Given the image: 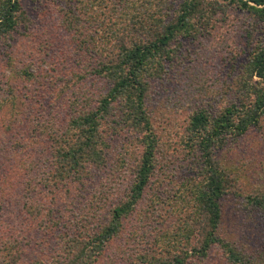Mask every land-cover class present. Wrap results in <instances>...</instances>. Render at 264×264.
Returning <instances> with one entry per match:
<instances>
[{"label": "trees", "instance_id": "trees-1", "mask_svg": "<svg viewBox=\"0 0 264 264\" xmlns=\"http://www.w3.org/2000/svg\"><path fill=\"white\" fill-rule=\"evenodd\" d=\"M49 8L50 31L63 53L72 47L79 69L57 79L18 71L23 86H36L17 151L0 147L1 212L16 207L21 219L17 229L0 217L10 227L0 229V264H21L30 249L31 264H264V237L258 247L236 246L221 233L227 199L244 198L264 217V176L237 159L253 137L264 138V0H53ZM232 14L242 22L229 50L225 39L226 49L213 41ZM27 20L22 0H0L7 49ZM206 43L220 58L213 77L204 66L214 55ZM42 80L47 105L37 95ZM173 81L184 87L187 116L183 130L164 141L147 104ZM5 85L0 107L14 106L21 97ZM184 165L190 170L174 183L171 170ZM108 166L112 179L127 171L131 179L93 189ZM148 193L145 215L129 232ZM124 235L134 244L113 254Z\"/></svg>", "mask_w": 264, "mask_h": 264}, {"label": "rangeland", "instance_id": "rangeland-1", "mask_svg": "<svg viewBox=\"0 0 264 264\" xmlns=\"http://www.w3.org/2000/svg\"><path fill=\"white\" fill-rule=\"evenodd\" d=\"M53 0H22V8L26 13L27 22L26 28L20 29L19 33H15L13 40H10V48H6V43H2L0 41V96L3 95L2 89L7 92V88L5 83L8 81L14 88V94H18L21 98L17 100L14 106L10 104V101L3 106L0 107V147H3L2 143L11 149L14 145V139L16 137L24 136L21 132H24V129H27V115L23 113V110H27V104L29 101L33 99L31 102L34 103V97L31 96V92L33 91L34 85H28L29 88L23 86V82L18 75V71L23 67H28V70L31 73L36 74H51L54 76V79L59 78L60 76L67 75L68 70L71 67L75 66L77 69V65L74 63V60L77 59L76 56H71L70 51L62 52L58 40L55 36V33L50 31V26L53 24L50 22L48 13L50 12V4ZM58 1V0H54ZM50 14V13H49ZM53 15V14H52ZM240 19L235 18L232 14L230 20L228 22H222L219 24V31L222 35L220 37L216 36L213 42L220 43L226 49L228 45L229 50L233 49V41H236L239 37L240 33ZM242 22V21H241ZM61 41L63 40V47L69 48L68 46V37H64L63 34L59 32L58 36ZM221 38L225 39L224 42H227V45L221 43ZM220 40V42H219ZM210 57L212 60H209L207 56L204 66L209 68L208 75L213 77L214 73L218 70L217 67L220 65L218 54H215L214 50H210L211 44L206 43ZM236 52V50H235ZM206 54V53H205ZM8 56L12 60V62H8ZM198 65V64H197ZM200 66V65H199ZM199 66L196 67L197 72L200 70ZM212 70V71H211ZM212 73V74H211ZM199 76V75H198ZM48 81V80H47ZM47 81H41V89L37 95H41L43 97L40 98V103L47 105L49 91H46L44 86H46ZM98 84V83H97ZM49 86V85H47ZM29 89H32L29 91ZM184 87L177 85L174 81L170 83H166L165 85L158 86L156 92L151 96L150 102L147 104L148 111L152 116V123L157 132V134L165 140H168L169 137H174L176 132H181L184 128V119L187 116V110L183 109V103H185V95H184ZM189 95L194 94L192 88L186 89ZM11 93V91H10ZM10 99V96L8 97ZM7 98V99H8ZM49 108V106H47ZM49 108L48 111H50ZM17 111L19 114L12 115V112ZM39 112L46 114L43 111V108H39ZM42 126H46L48 122L41 123ZM50 126V123H48ZM26 127V128H25ZM34 126H31L32 129ZM264 132V130H263ZM11 135V136H10ZM264 136V134H263ZM251 148L247 150L246 155L249 154L251 160L248 159L245 153L242 151L237 153V159L242 164H246V168L250 169L253 172L264 176V138L253 137L251 144ZM133 149V145L131 146ZM15 151H17V147L15 146ZM13 150V152H15ZM11 153V152H8ZM138 154V150L133 151V155L130 157V161L135 160V156ZM174 154V152H172ZM246 156V158H244ZM242 157V158H241ZM19 158V154L14 153V160ZM233 157L227 156V161L232 162ZM261 162V163H260ZM229 164V163H228ZM110 165L115 167V160L110 162ZM164 169H162L163 171ZM190 167L187 165L184 166H174L171 170V175L174 174L173 181L174 183L180 179V175H184L185 172H188ZM17 171V169H16ZM129 173V171H127ZM113 173L111 167L108 166L106 171L98 173L96 180L93 182V189H98L102 184L108 183L109 187L115 186L116 188L124 187L126 182L131 179V175L126 173L124 178H120L119 176L114 177L110 174ZM16 174V173H15ZM16 178V177H15ZM123 185V186H122ZM22 188V185L21 187ZM245 191L248 194L250 192L251 187L245 186ZM86 194H89L86 192ZM85 194V195H86ZM21 195L20 193L13 198V202H20ZM89 196H85L82 200H80V206L82 207L84 203L87 201ZM149 197V193L145 196V200L143 203L137 208V213L134 215L132 222L129 225L128 231H133V227L137 225L139 220L145 215V204ZM40 199V198H39ZM11 200V203H13ZM16 207L7 206L4 208V212H1L0 208V217L4 216V219L9 221L10 226L15 225L18 226L20 223V218L17 216L15 212ZM20 226V225H19ZM19 226L17 229H19ZM0 229L8 230L10 227H3L0 223ZM23 227V226H22ZM148 228V227H147ZM17 229H13L17 232ZM12 230V231H13ZM147 230V229H146ZM146 230H142L145 233ZM221 233L226 236L230 242L234 241L236 246H248L254 247L259 246L260 241L263 239L262 231H264V217L261 213L256 210H251L246 207L244 198H236V199H227L223 204V217L221 224ZM130 236V235H129ZM129 236L124 235L123 240L120 244L114 245L113 254L123 248L126 250V247L132 243V239ZM132 246V245H131ZM133 249V246H132ZM34 252L32 249L30 251L25 250V254L21 259V264H31L34 259ZM118 257H121V252H118ZM219 257V256H218ZM218 260L215 258L211 259L210 264H218Z\"/></svg>", "mask_w": 264, "mask_h": 264}]
</instances>
